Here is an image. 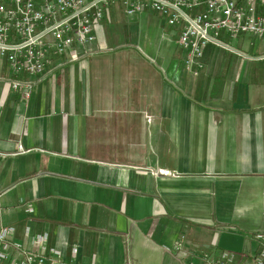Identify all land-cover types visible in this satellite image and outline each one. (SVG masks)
<instances>
[{
	"label": "crops",
	"instance_id": "0c3cea01",
	"mask_svg": "<svg viewBox=\"0 0 264 264\" xmlns=\"http://www.w3.org/2000/svg\"><path fill=\"white\" fill-rule=\"evenodd\" d=\"M178 31L104 9L97 39L53 58L29 100L0 80V224L14 240L47 233L57 264H187L172 250L182 234L187 248H255L264 38L221 31L234 50L206 44L193 74Z\"/></svg>",
	"mask_w": 264,
	"mask_h": 264
},
{
	"label": "built area",
	"instance_id": "2783aa9c",
	"mask_svg": "<svg viewBox=\"0 0 264 264\" xmlns=\"http://www.w3.org/2000/svg\"><path fill=\"white\" fill-rule=\"evenodd\" d=\"M108 2L0 0V57L9 71L0 80L5 79L21 99L29 100L35 78L45 74L53 58L79 60L77 48L97 39L96 26ZM123 6L128 16L150 9L162 15L168 25H178L176 42L185 50V69L193 74L203 67L206 44L227 46L219 39L221 31L264 38V0H123ZM24 229L25 235H30L28 226ZM14 233L12 225L0 224V264H57L60 254L48 249L47 233L31 236L30 247L14 240ZM184 237L178 236L172 250L188 258L187 264H264L262 231L255 232L256 245L251 252L223 250L214 243L187 248ZM50 252L56 258L49 257Z\"/></svg>",
	"mask_w": 264,
	"mask_h": 264
},
{
	"label": "rangeland",
	"instance_id": "374dc122",
	"mask_svg": "<svg viewBox=\"0 0 264 264\" xmlns=\"http://www.w3.org/2000/svg\"><path fill=\"white\" fill-rule=\"evenodd\" d=\"M104 7H105L104 9H108L111 13H116V12H119V11H121V12L125 11V6H123V0H113V1L109 0L107 5H105ZM147 10H150V9H147ZM151 11L153 12V14L156 13V14L160 15L159 13H157L154 10H151ZM133 15H131V16H133ZM131 16H129V17H131ZM227 37L228 38H232L231 40L233 42V37H231L229 35H227ZM248 42H249V38H247V42H245V43L248 44ZM231 251H234V250H231Z\"/></svg>",
	"mask_w": 264,
	"mask_h": 264
},
{
	"label": "water",
	"instance_id": "95a60500",
	"mask_svg": "<svg viewBox=\"0 0 264 264\" xmlns=\"http://www.w3.org/2000/svg\"><path fill=\"white\" fill-rule=\"evenodd\" d=\"M225 47H228L229 49L234 50L233 48H231V47H229V46H225Z\"/></svg>",
	"mask_w": 264,
	"mask_h": 264
}]
</instances>
